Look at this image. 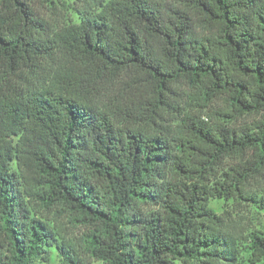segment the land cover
Instances as JSON below:
<instances>
[{"label":"trees","instance_id":"16d2710c","mask_svg":"<svg viewBox=\"0 0 264 264\" xmlns=\"http://www.w3.org/2000/svg\"><path fill=\"white\" fill-rule=\"evenodd\" d=\"M263 205L264 0H0V264H264Z\"/></svg>","mask_w":264,"mask_h":264},{"label":"rangeland","instance_id":"374dc122","mask_svg":"<svg viewBox=\"0 0 264 264\" xmlns=\"http://www.w3.org/2000/svg\"><path fill=\"white\" fill-rule=\"evenodd\" d=\"M56 2H71V0H55ZM230 205V204H229ZM228 206V205H227ZM212 207L218 212L222 213L225 203L223 202H212ZM234 206L230 205L229 209L232 211ZM68 214L63 213H46V217L54 222V229L61 235L62 238L66 240H71L76 242L77 239L82 235V230L80 228L74 227L68 221ZM244 217L238 218L237 221L240 222L241 231L250 232L254 230H259L264 227V205L262 208L254 207L250 212H245ZM40 264H64L57 251H51L50 256L47 259L41 261ZM96 264V263H93Z\"/></svg>","mask_w":264,"mask_h":264}]
</instances>
